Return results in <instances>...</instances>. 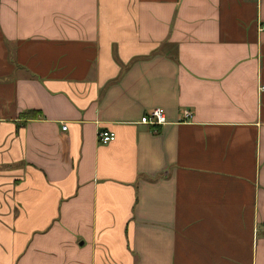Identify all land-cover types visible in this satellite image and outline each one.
<instances>
[{"label":"crops","instance_id":"obj_1","mask_svg":"<svg viewBox=\"0 0 264 264\" xmlns=\"http://www.w3.org/2000/svg\"><path fill=\"white\" fill-rule=\"evenodd\" d=\"M261 26L264 0H0V264H264Z\"/></svg>","mask_w":264,"mask_h":264},{"label":"built area","instance_id":"obj_2","mask_svg":"<svg viewBox=\"0 0 264 264\" xmlns=\"http://www.w3.org/2000/svg\"><path fill=\"white\" fill-rule=\"evenodd\" d=\"M264 27H260L263 29ZM264 89L263 87L259 88V90ZM181 117L183 121H188L190 119V113L188 111H183L181 113ZM138 125L156 128L163 126L165 124V117L163 111L159 108H154L148 111L146 114L142 115L139 120L137 121ZM62 130H65L62 127ZM114 139V135L108 131H98L96 132V141L100 145H106L107 143L112 142Z\"/></svg>","mask_w":264,"mask_h":264}]
</instances>
